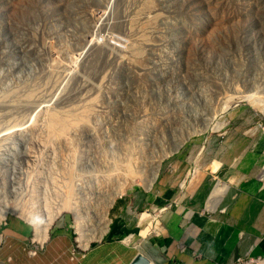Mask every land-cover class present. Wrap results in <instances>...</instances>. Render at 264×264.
Returning <instances> with one entry per match:
<instances>
[{"label": "rangeland", "instance_id": "rangeland-1", "mask_svg": "<svg viewBox=\"0 0 264 264\" xmlns=\"http://www.w3.org/2000/svg\"><path fill=\"white\" fill-rule=\"evenodd\" d=\"M238 107L264 130V0H0V214L24 210L0 225L40 240L27 214L53 213L34 255L63 217L97 244L114 199L183 183Z\"/></svg>", "mask_w": 264, "mask_h": 264}, {"label": "crops", "instance_id": "crops-1", "mask_svg": "<svg viewBox=\"0 0 264 264\" xmlns=\"http://www.w3.org/2000/svg\"><path fill=\"white\" fill-rule=\"evenodd\" d=\"M259 127L246 107L231 109L213 156L194 160L188 166H194L193 175L183 183L171 177L119 195L109 207L107 234L97 244L76 245L62 233L63 217L43 250L29 255L34 228L8 216L0 225V264H130L137 253L153 264H231L238 256L264 257V130ZM145 210L151 218L142 217ZM46 238L47 233L35 240Z\"/></svg>", "mask_w": 264, "mask_h": 264}, {"label": "bare ground", "instance_id": "bare-ground-1", "mask_svg": "<svg viewBox=\"0 0 264 264\" xmlns=\"http://www.w3.org/2000/svg\"><path fill=\"white\" fill-rule=\"evenodd\" d=\"M167 54V53H166ZM244 97H245V100L246 101H249L250 102V104L252 105V106H254V107H259L260 105L258 104L259 102H256V98H254L253 97V94H246V95H244ZM243 97V98H244ZM259 105V106H258ZM260 108V107H259ZM39 204V203H38ZM40 205V204H39ZM38 205V206H39ZM41 207L43 206V205H40ZM36 208H38V207H36ZM43 208V207H42ZM38 210H39V208H38ZM44 210V209H43ZM7 212H10V213H14V214H22V213H24V210H21V209H18L17 210V208L15 207V206H13V205H11V206H6L5 208H3L2 210H1V214H0V221L4 218V216H5V214L7 213ZM145 213V211L142 213V214H144ZM30 214V215H29ZM29 214H27V216L28 217H31V220L35 223V225H36V229L35 230H37V234L39 235V238L40 239H43L44 237H45V235H46V229L49 227V225L51 224V222H52V220H53V218H54V214L52 213V214H48L46 211H45V213L44 212H42V211H36V212H33V213H29ZM141 214V215H142ZM25 215V214H24ZM146 215H150L149 213H146ZM145 214H144V216L143 217H145L146 216ZM26 216V217H27ZM30 219V218H29ZM79 219V218H78ZM80 222V221H79ZM82 222V221H81ZM80 222V223H81ZM80 225V224H79ZM82 226V225H81ZM78 229H80V228H78ZM83 234H82V240H84V238H83ZM35 239V238H34ZM80 239H81V236H80ZM88 239H86L84 242H86ZM87 243V242H86ZM85 243V244H86Z\"/></svg>", "mask_w": 264, "mask_h": 264}, {"label": "built area", "instance_id": "built-area-1", "mask_svg": "<svg viewBox=\"0 0 264 264\" xmlns=\"http://www.w3.org/2000/svg\"><path fill=\"white\" fill-rule=\"evenodd\" d=\"M194 169L191 170L190 173H187V178L189 179L192 175H193ZM185 182V180L183 181ZM167 206L162 207L161 210L165 209ZM145 212L149 213L148 210H145ZM142 213V212H141ZM150 216L148 218H151L152 216V212L150 211ZM140 216V215H139ZM141 220V219H140ZM33 233V232H32ZM76 240V239H75ZM77 241V240H76ZM30 247L28 248V254L29 255H34L36 248L38 245L35 244H39L41 245L42 243H38L35 239H34V233L32 234V238L30 241ZM81 244L80 240L78 239V244ZM77 245V244H76ZM88 246V245H87ZM40 247V246H39ZM231 264H264V257L261 256H238L234 259V261Z\"/></svg>", "mask_w": 264, "mask_h": 264}, {"label": "water", "instance_id": "water-1", "mask_svg": "<svg viewBox=\"0 0 264 264\" xmlns=\"http://www.w3.org/2000/svg\"><path fill=\"white\" fill-rule=\"evenodd\" d=\"M130 264H153V263H150L148 257L142 255L141 253H137L132 259Z\"/></svg>", "mask_w": 264, "mask_h": 264}]
</instances>
